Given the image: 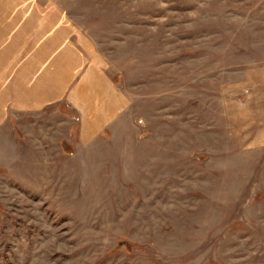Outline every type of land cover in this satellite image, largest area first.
<instances>
[{"label":"rangeland","instance_id":"rangeland-1","mask_svg":"<svg viewBox=\"0 0 264 264\" xmlns=\"http://www.w3.org/2000/svg\"><path fill=\"white\" fill-rule=\"evenodd\" d=\"M0 264H264V0H0Z\"/></svg>","mask_w":264,"mask_h":264},{"label":"crops","instance_id":"crops-1","mask_svg":"<svg viewBox=\"0 0 264 264\" xmlns=\"http://www.w3.org/2000/svg\"><path fill=\"white\" fill-rule=\"evenodd\" d=\"M66 29L67 30H71V31H73V32H75L76 30L74 29V30H72L73 29V27H71V25L69 24V25H67V22H66ZM57 30H62V26L61 25H59V24H55V25H53V28H52V34H54L55 33V31H57ZM56 36H60V35H56ZM59 38V37H58ZM24 75H25V73H24ZM82 92L83 91V93H84V89L82 90V89H77L76 90V92ZM59 92H62L61 90L59 91ZM76 92H74V94L76 93ZM74 94L72 95V97L74 96ZM75 97V96H74ZM74 97H73V100H75L74 99ZM85 98H87L86 96H84V101L83 100H81V101H83V102H85L86 101V99ZM78 100V99H77Z\"/></svg>","mask_w":264,"mask_h":264}]
</instances>
